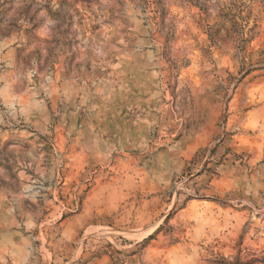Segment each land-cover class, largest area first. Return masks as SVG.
<instances>
[{
	"label": "rangeland",
	"instance_id": "1",
	"mask_svg": "<svg viewBox=\"0 0 264 264\" xmlns=\"http://www.w3.org/2000/svg\"><path fill=\"white\" fill-rule=\"evenodd\" d=\"M0 264H264V0H0Z\"/></svg>",
	"mask_w": 264,
	"mask_h": 264
}]
</instances>
